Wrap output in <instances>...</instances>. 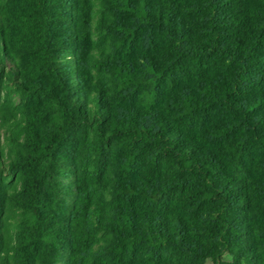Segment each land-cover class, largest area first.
<instances>
[{
  "label": "trees",
  "instance_id": "obj_1",
  "mask_svg": "<svg viewBox=\"0 0 264 264\" xmlns=\"http://www.w3.org/2000/svg\"><path fill=\"white\" fill-rule=\"evenodd\" d=\"M0 264H264V0H0Z\"/></svg>",
  "mask_w": 264,
  "mask_h": 264
}]
</instances>
